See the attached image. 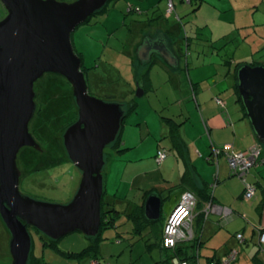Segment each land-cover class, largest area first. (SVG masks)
<instances>
[{"label": "rangeland", "instance_id": "1", "mask_svg": "<svg viewBox=\"0 0 264 264\" xmlns=\"http://www.w3.org/2000/svg\"><path fill=\"white\" fill-rule=\"evenodd\" d=\"M56 1L71 3L75 0ZM172 1L180 21H177L174 15L169 18L165 17L166 3L164 0H118L108 3L104 18H93L91 22L79 26L71 34L73 49L81 54L82 64L88 72L97 63V59L108 62L107 64L112 69H116L115 73L111 74V79L122 81L123 86L116 94L120 97L123 93L122 98L124 99L119 100L112 89L108 91L106 88L109 87L104 82L94 83V87L90 89L88 81L93 79L91 73L86 75L88 89L106 102H119L128 108L132 102L136 104L135 111L126 113L122 122V137H128L129 142L135 146L121 155L130 156L132 160L149 156L158 141H163L161 140L163 123L159 120L160 117L170 118L178 123H182L186 118L191 122L200 123L202 114L199 109L198 114H195L196 99L190 98L186 89L175 91L177 87L173 86L172 82L179 75L176 78L171 77L160 66L152 68L151 90L140 97H135L136 87L134 93H126L130 88H126L125 79L131 74L134 79L139 75L133 52H136V48L146 36L152 33L150 29L144 28L146 23L137 25L132 22L142 20L143 16L127 15L128 5L133 4L144 8L149 2L148 5L153 4L156 7V16H161L157 23L151 24L152 26L164 29L165 26L162 24L165 23L172 28L174 36L181 33L180 35L186 37L199 38L190 45L188 51L190 56L187 61L188 68H192L191 76L206 79L204 84L208 87L213 82L220 81L222 91L217 92L215 89L214 91L219 93L224 100L226 98L228 108L231 110L236 103L235 96L226 91L227 86H230L232 82L231 78L226 76L227 69L230 68L231 73L236 71L235 62L241 61L250 64L253 60L264 64V49L259 40L264 37V3H260L259 0ZM248 45L252 46L253 55H250ZM141 62V60L137 61L139 65ZM94 74L101 76L98 71ZM100 89L104 91L98 93ZM206 91L205 88L196 91L200 100H206L202 95L208 94ZM34 92L37 104L42 105L43 108L41 114L35 116L30 122L29 131L35 134L42 150L36 153H31L27 149L19 151L16 158L17 168L22 173L19 190L33 199L63 205L68 203L75 194L80 179V173L72 163L64 164L63 162L62 165L59 162V154L55 149L58 139L61 138L71 118V112H65L72 102L68 103L66 100V97L70 99V90L55 75L44 74L34 83ZM43 120L47 126H43L42 129L40 121ZM260 146L263 145L260 144ZM112 157L113 151L106 147L104 149L105 164L102 170L104 175L103 200L105 203H113L115 210L122 212L126 208H131V202L135 203L138 200L141 195L138 188L148 184V180H135L133 189H131L121 174L120 162L114 161ZM140 163V161L132 162L133 165H140ZM34 172L36 175H33ZM129 176L130 174L128 178L131 179ZM149 177L158 179L159 174L151 173ZM155 179L152 182H155ZM152 188L154 187H150ZM127 190L130 192L128 200L123 195ZM159 194L163 198L161 212V223H163L174 205L175 197L167 198V192H159ZM117 225L116 229L105 233L104 240L94 244H90L91 242L81 233L73 232L57 241L56 248L42 247L38 238L33 235L34 255L46 264H166L163 261L169 256V252L161 250L158 245L152 246L151 249L146 246V243L155 242L153 236L146 242L145 239L132 236L131 226L124 222L123 217ZM239 225L240 223L232 222L225 229L233 233L234 230L239 229ZM8 241L9 238L0 222V264L11 263ZM206 247L207 245H203L201 255ZM200 261L201 264H205L204 257H201Z\"/></svg>", "mask_w": 264, "mask_h": 264}, {"label": "water", "instance_id": "2", "mask_svg": "<svg viewBox=\"0 0 264 264\" xmlns=\"http://www.w3.org/2000/svg\"><path fill=\"white\" fill-rule=\"evenodd\" d=\"M109 0H0L6 15L0 20V219L8 234L10 264H28L33 228L51 241L79 232L86 238L99 234L104 196V149L122 129L126 108L88 94L74 52L71 34ZM137 50L146 63L158 54L170 64L176 57L157 40H145ZM44 74L62 76L71 86L77 120L63 136L68 159L80 172L71 200L63 205L39 201L19 190V151L37 148L28 125L35 112L34 83ZM240 104L259 144L264 145V66L240 65L235 72ZM143 95L136 86L135 97ZM161 200L151 195L144 216L155 222Z\"/></svg>", "mask_w": 264, "mask_h": 264}, {"label": "crops", "instance_id": "3", "mask_svg": "<svg viewBox=\"0 0 264 264\" xmlns=\"http://www.w3.org/2000/svg\"><path fill=\"white\" fill-rule=\"evenodd\" d=\"M259 2L264 3V0H259ZM148 3L149 2L145 4V8H149L153 5H148ZM151 32L152 33L147 35L148 37L146 36L145 39L157 40L162 42L163 45L166 42V45L171 46L170 48H172L173 51L172 54L176 57L175 49L177 46L171 41V38L162 35L166 34L165 31L153 27ZM259 40H261L260 43L264 44V37L259 38ZM248 46L250 55H253L252 46ZM137 49L138 48H136V52L133 53L135 54L134 58L136 60V67L139 75L150 65L152 68L154 66H160L162 70L165 71L166 74L169 73L171 77L174 76V78H176V76L179 75L178 78L174 79L172 82V85L177 87L175 91L179 92L186 89V92H189L190 98L196 99L194 103L196 108L194 111L195 114H198L197 110L199 109L204 118L200 115V123H198V121L191 122L188 118L182 123H174L171 119L168 120L167 118L160 117L159 120L163 123L161 133V140L163 141H158V144L154 146V149L149 156L139 157L136 160H132L130 156L123 157L120 155V157H117L118 160L113 159L114 161L120 162L119 166L121 168L122 176L125 177V183L133 189L135 180H148V184L146 183L145 186H140V188H138L140 193L145 189L148 190L150 187H154L152 188L155 189L154 192L148 195L144 200L143 209L144 203L149 196L154 195L161 200L160 216L155 223L160 220L163 205V198H161L159 192H167V198L175 197L174 205L169 210L170 214L184 192H198V190L203 187H208L211 190V185L214 184V189L211 190L213 191L212 195L214 202L226 207L232 211L233 214L227 222L222 224V226L216 225L217 216L211 215V218L209 217L210 219L203 228L200 236L201 242H203L204 245H207L206 250H202L203 255L207 258H213V256H215L217 259L225 254L228 249L237 248L240 253L238 261L235 264H264V257L256 253L257 251L254 245L257 238L256 232L258 229H264V165L253 168L246 177V182L255 186V195L251 200L244 201L242 199V192L244 189L243 183L236 177L230 176L225 155H220L215 164L208 161L211 152H213L215 148L220 147L227 148L230 153H237V151L244 152L252 146H259L260 155L264 157V145L262 147L260 146L246 115L243 116L240 113L238 106H236V104L233 105L231 110L228 108V101L226 98L224 100L219 96V93H215L216 91H222L220 88V81H215L208 87L204 84L206 79H200L194 75L191 76L190 72L192 71V68H188L189 63L176 58L178 60H176L177 62L173 65L158 54L152 55V58L157 56V60L154 64H150L149 60L146 63L141 62V65H139L137 63V61H140L137 55ZM187 58L188 56H186L185 61ZM252 62L261 63L260 61L253 60ZM236 63L251 66L249 62L245 61L235 62V64ZM239 66L234 68L237 69ZM152 68L150 70V88L153 85V80L151 78ZM234 72L236 71H232L231 73L230 68L226 71V76L232 80L230 86H227L228 89L226 91L231 95L233 93L234 85L237 90L236 76ZM167 81H171V79H167ZM200 88H205V91L208 88V91H206L208 94H202L206 100L199 99L196 91H200ZM214 89L216 91H214ZM215 97L223 99L224 104L228 109L219 108L216 102H214ZM245 120H247V122ZM171 132L175 135V139L171 138ZM173 141L175 142L172 143ZM124 143L130 147L129 150L135 146L129 142L128 137H124ZM161 148H164L167 151L168 156L161 163H157L155 160V153ZM133 161H140L141 163L140 165H133ZM151 173L159 174V178L155 179L152 178L153 176L149 177ZM128 174H130L129 177H131V179L128 178ZM184 174L187 178L186 181L182 183L180 179ZM153 179L156 181L152 182ZM172 188L173 190L170 192V189ZM172 192L174 193L172 194ZM123 195H125L126 200L127 198L129 199V190ZM141 202L140 195L135 203L141 204ZM168 216L163 221V226ZM232 216L233 218L231 219ZM0 222L4 231L7 232L1 219ZM148 222L154 223L150 221ZM232 222L240 223L239 229L234 230L233 233H229L225 228ZM239 232L242 233L244 238V243L242 245H238L231 238L232 235ZM195 235L197 236L198 233H195Z\"/></svg>", "mask_w": 264, "mask_h": 264}, {"label": "trees", "instance_id": "4", "mask_svg": "<svg viewBox=\"0 0 264 264\" xmlns=\"http://www.w3.org/2000/svg\"><path fill=\"white\" fill-rule=\"evenodd\" d=\"M116 1H118V0H109L104 7H102L99 11L95 12L82 25L88 24L89 22H91V20L93 18H102V17L104 18L105 15H106V10H107L108 3H110V2H116ZM164 1L166 3L165 17L166 18H169V17H171V16L174 15L175 19L177 21H180L179 15H177L175 13V5H174L173 1L170 0L171 3H172V6H173V8H172L171 11H168V6H167L168 0H164ZM199 2H201V0ZM155 8L156 7L153 6V5L151 7H149V8H145V7L144 8H142V7L140 8V7H137V6L133 5V4L132 5H128L129 13H127V15L128 14H135V15L143 16V19L142 20H139V21L133 20L132 22L135 23V24H137V25H139L141 23H146V25H145L144 28H146V30H148V29L151 30L153 27H156V26H152L151 24L154 23V22L157 23V21H159L160 20V17H161V16H156V14H155L156 13ZM5 15H6L5 10H4L3 6L0 4V17L2 16L0 18V20ZM82 25H80V26H82ZM158 25H160V24H158ZM162 26H165L163 30L166 33V34H162V35H164L165 37L171 38V41L177 46L176 47V50H175L176 58L182 59L184 62H187L188 63V61L187 60L185 61V59H186V56H188V57L190 56L188 54L189 47H190L191 44H193V42L195 40H198L199 38H197V37H186L184 35H180L181 33L180 34L178 33L179 35L174 36V33L172 32L173 30H172L171 27H169L165 23H163ZM157 29H160L161 30V28H157ZM262 46H263V49H264V44H262ZM75 53L83 60L81 54H79L77 52H75ZM225 62L226 63H230L229 61H225ZM107 63L108 62L100 61L99 59H97L96 65H100V67L101 66H104L105 64L107 65L106 71H105L106 76H104V73L101 72L100 67H95L96 68V71H98L100 74L102 73L101 74L102 77H100V80L101 81H99L98 83H101L102 84L104 82V84H106L107 87H109V88H106V89L108 91H110V89H112V91L114 92V94H116V92H118V89L123 86V83H122V81H118V80L111 79V74L112 73H115L116 69H112V67L109 66ZM150 64H154V62H151ZM240 64L241 63H236L235 64V67L236 66H239ZM261 64L262 63H259V62L258 63L257 62H251L250 63V65L252 67L253 66H256V65H261ZM101 68H103V67H101ZM151 68L152 67L150 65L145 71L141 72V74L139 75V77L137 79L136 78L134 79L132 77L133 75L130 73L131 75H129V77H128L129 80H127L128 78L125 79L126 88H130V90H127L126 91L127 94L134 93L136 86H138L141 89H143V94H145L146 92H148L149 90H151V88H150V83H151L150 82L151 81L150 80V70H151ZM82 70L84 71V73L85 72H88V70L86 68H84V67L82 68ZM89 71H90V69H89ZM88 83L90 84L89 85L90 86V89H91V87L92 88L94 87L93 79L91 81H88ZM98 83H95V84H98ZM102 91H104V90L103 89H100V91H98V93H102ZM90 92H92V91H90ZM232 95L235 96V103L238 105V108L240 110V113L244 116L245 115L244 109H243L242 105L240 104V99H239V96H238V91L236 90L235 85L233 86V93H232ZM122 96H123V93L121 94L120 97L116 94V97L119 100H123L124 99V97L122 98ZM217 100L220 102V104L217 103ZM214 101L216 102V104H217V106L219 108H221V109H227V107L224 104V100L223 99H220V98L215 97L214 98ZM135 108H136V104L132 102L130 108L127 109V113L128 112H134L135 111ZM71 116H72V114H71ZM167 119L169 120L170 118H167ZM70 120H71V118H70ZM171 121H173L175 123V121L173 119H171ZM40 122H41L40 125H41V128L42 129H43V126H45V125L47 126V124L45 123L44 120L43 121H40ZM42 129H41V131H42ZM122 131L123 130L121 129L120 134L117 137L116 141L111 146L108 147V148H111V151H113V157L112 158L114 160H118L117 157H120V155L124 151H127L130 148V147H128L124 143V137H122L123 136ZM170 136H171L172 139L173 138L174 139L176 138L175 135H173L172 132L170 133ZM174 142L175 141H173L172 143H174ZM174 145H177V144H174ZM215 149L218 150V154H217V156H215L214 155V152H211V155L208 158V161L209 162H212L214 164L217 163L216 162L217 161V158L220 155H222V154H224L225 157H226V159H227V156L230 153L229 150H227V148L220 147V148H215ZM258 149L260 150L259 147H258ZM158 151H161L164 154V156H165L164 160H165L167 158V156H168L167 155V151L164 148H161V149L157 150L156 153ZM156 153H155V158H156ZM58 154H59L58 157L60 159L59 162L62 163V165H63V162H64V164H66V162H68V161L66 160L65 154H61L60 152ZM262 165H264V157H262L259 154V157L257 159V163L252 168L249 169L246 177L249 175L250 171L253 168H256V167L262 166ZM227 166H228V162H227ZM228 171H229L230 176L236 177V176H234V175H232L230 173L229 166H228ZM33 175H36L35 172L33 173ZM246 177L244 178L245 183L250 184V183L246 182ZM186 178L187 177L184 174V175L181 176L180 181L183 183V182L186 181ZM236 178L243 183V181L241 179H239L238 177H236ZM103 179H104V175H103ZM250 185H252V184H250ZM243 186H244V183H243ZM252 186H254V185H252ZM178 187H180V186H178ZM211 188L214 189V184L211 185ZM254 189H255V186H254ZM154 190L155 189H148V190L142 191V193H141V200H142L141 204L140 203L138 204V203L131 202V204H130L131 205V208L130 209L129 208L128 209H125L122 212L121 211L119 212V211L115 210L116 208L114 207V204L113 203H111V202H109V203L106 202L105 203L104 200L102 199V204H101L102 205L101 206V224H100L99 234L96 237H94V238H86L85 236L84 237L89 242H91L90 244H94L97 241L104 240L105 239L104 238V235H106L105 233L106 232H109L110 230L116 229V227L118 226L117 223L123 217L124 222L129 223L130 226H131V228H130L131 231L130 232H131L132 236L137 237L139 239H145V242L146 241H149V239L151 238V236L154 237V241L155 242L153 244H147L146 243V246H147L148 249H151L152 246L158 245L161 250L166 251V252H169V256H167V258L164 259V261H163L166 264H173V260L174 259H178L179 261H186L189 264H201V261H200L201 257H204L205 258V264H220V263H222V261L224 260V258H226V256L229 253H231V252H235L236 253V258L230 264H235L238 261V256H239L240 251L237 248H230V249H228L225 252V254H223L221 257H219L217 259L215 258V256H213V258H207L206 256L200 254V251H201V249L203 248V245H204L203 242H201L200 236H201V233H202L203 228L205 227L206 223L211 218L210 216L211 215L217 216L216 225L222 226V224H224L225 222H227L229 220L230 216L233 214V212L230 211L229 209H228L229 210V214H228L227 217H222V216H219V215L210 213V212H208L207 215H205L203 213V209L208 204H210V205H218V206H220L222 208H226V207H223V206L217 204L216 202H214L213 195H212V192L213 191H211L208 187L207 188L206 187H203L202 189H199L198 192L190 191V193L192 192L193 196L196 199V207H195V214L196 215H195V218L193 220V225H192L193 226L192 230L194 232V238L191 241H188V242H186V241L179 242L178 244H176L175 247L167 249V248H165L162 245V234H163V229H164L163 227L164 226H163V223H161V217H160V220L158 222H156V223L155 222L154 223H149L145 219V216H144L143 202H144V200L146 199V197L148 195H150L152 192H154ZM172 190H173V188L170 189V192ZM186 192H188V191H186ZM244 193H245V187H244L243 192H242V199L244 201L251 200L254 197V195H255V192H254L253 196L250 199H245L244 198ZM124 197H125V195H124ZM232 218H233V216L231 217V219ZM28 231H29V234H30V237H31V250H30V254H29L28 264H46L44 261L38 260L35 257V255H34V237H33V235H35V237L38 238L39 244H41L42 247H50V248L51 247H54V248H56V246H57L56 245V242L57 241H51L46 236H44L39 231H37V230H35L33 228H28ZM261 231L264 232V229H258V231L256 232L257 238H256V240L254 242V245H255V248H256V251H257L256 253L264 257V247L262 245H260L259 240H258V237H259V234H260ZM195 233H198V235L196 236ZM5 234H6L7 238H9V234L7 232H5ZM237 235H240L241 236V240H238L236 238ZM231 238L238 245H242L244 243V238H243V235H242L241 232L235 233L234 235H232ZM94 247H96V246H94ZM91 253H92V251H91Z\"/></svg>", "mask_w": 264, "mask_h": 264}, {"label": "built area", "instance_id": "5", "mask_svg": "<svg viewBox=\"0 0 264 264\" xmlns=\"http://www.w3.org/2000/svg\"><path fill=\"white\" fill-rule=\"evenodd\" d=\"M168 11H171L173 6L170 0L167 3ZM217 103L220 102L217 100ZM259 146H252L245 152H237V153H229L227 156V162L229 166L230 173L239 179H241L244 183L245 193L244 198L250 199L254 192V186L245 183L244 178L246 177L250 168H252L256 163L260 154ZM214 155L217 156L218 150L214 149ZM165 156L161 151L156 153V162L160 163L164 160ZM195 207H196V199L190 192H184L178 203L174 206L172 211L170 212L166 223L164 225L163 234H162V245L169 249L173 248L182 241H191L194 238L193 228V220L195 218ZM213 213L222 217H227L229 214V210L226 208H222L218 205H210L208 204L204 209L203 213L207 215V213ZM236 238L241 240V236L237 235ZM260 245L264 247V232H260L258 237ZM236 258V253H229L226 258L220 264H230ZM173 264H189L186 261H179L178 259L173 260Z\"/></svg>", "mask_w": 264, "mask_h": 264}, {"label": "flooded vegetation", "instance_id": "6", "mask_svg": "<svg viewBox=\"0 0 264 264\" xmlns=\"http://www.w3.org/2000/svg\"><path fill=\"white\" fill-rule=\"evenodd\" d=\"M145 40H146V39H145ZM140 46H142V45L140 44V45L138 46V48H139ZM164 46H165L166 48H168V50H169L171 53L173 52V51H172V48H170L171 46L166 45V42L164 43ZM137 50H138V49H137ZM175 50H176V49H175ZM156 60H157V56H154V57L152 58V55H151L149 63H151V62H154V63H155ZM83 67H84V66H83V64H82V66H81V71L83 72L84 77H85V81H86V85H87L88 94H89L90 96L96 98V99H99V100H102V101H106V100L102 99L100 96H97V95L93 94L92 92H90V90L88 89V83H87V79H86V75H87L88 73H91V75L93 76V82H94V83H98L99 81H101V80H100V77H102V76H99L98 74H94V72H96V68H95V67H100V65H96V64H95V65L91 68V71H89V72H85V73H84V71L82 70ZM101 67H103V68H101ZM101 67H100L101 72H103V73H104V76H106L105 71H106V67H107V65L105 64L104 66H101ZM84 68H85V67H84ZM101 74H102V73H101ZM101 74H100V75H101ZM53 75H55V74H53ZM55 76H56L57 78H59V80H61L62 84H64L65 86H67V87L69 88V90H70V92H69V94H70V99H68V97H66V100H68V101H67L68 103H69L70 101H72V102H70V104H69L70 106L67 108V110H66L65 112L70 111L71 114H72V116H71V120L66 124V127H65V129H64V130H66L69 126H71L72 124H74V123L76 122L77 118H78V116H77V106H76V104H75V100H74V97H73V92H72V88H71V86L67 83V81H66L62 76H59V75H55ZM67 93H68V92H67ZM34 102H35L36 108H35L34 115H33L32 119L30 120V122L35 118V116L41 114L40 112L42 111V108H43L42 105L40 106V105L37 104V102H36V96L34 97ZM127 109H128V107H127ZM127 109H126V113H127ZM126 113H125V114H126ZM30 122H29V125H30ZM29 125H28V130L30 129ZM32 130H34V129H32ZM30 132H31V131H29V133H30ZM64 132H65V131H64ZM63 134H64V133H63ZM63 134H62V136H63ZM30 135L32 136L34 142L37 144L38 149H37V148H33V147H25V148H23V149H27V150H29L31 153L40 152L42 149L39 147V144H38L39 140L37 139V137L34 135L33 132H31ZM62 136H61L60 139H58V143L56 144V145H57V146L55 147V149H56V153H59V152H60L61 154H65V156H66V160H67L68 162H70V160L68 159L67 154H66V152H65V149H64ZM41 155H42V154H41ZM70 163H71V162H70ZM79 173H80V172H79ZM20 174L22 175L21 172H20ZM21 175H20V178H19V184H20V180H21V178H22Z\"/></svg>", "mask_w": 264, "mask_h": 264}]
</instances>
